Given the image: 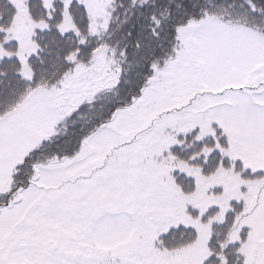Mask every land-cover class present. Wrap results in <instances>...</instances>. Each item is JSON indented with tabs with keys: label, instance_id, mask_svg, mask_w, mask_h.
Listing matches in <instances>:
<instances>
[{
	"label": "snow or ice",
	"instance_id": "snow-or-ice-1",
	"mask_svg": "<svg viewBox=\"0 0 264 264\" xmlns=\"http://www.w3.org/2000/svg\"><path fill=\"white\" fill-rule=\"evenodd\" d=\"M0 264H264V0H0Z\"/></svg>",
	"mask_w": 264,
	"mask_h": 264
}]
</instances>
